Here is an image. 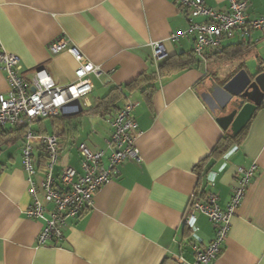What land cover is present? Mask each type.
Instances as JSON below:
<instances>
[{
    "label": "crops",
    "instance_id": "0c3cea01",
    "mask_svg": "<svg viewBox=\"0 0 264 264\" xmlns=\"http://www.w3.org/2000/svg\"><path fill=\"white\" fill-rule=\"evenodd\" d=\"M203 1L217 11L229 6L228 0ZM246 1L247 20L264 14V0ZM188 24L173 0H0V49L19 58L27 83L40 68L57 85L73 83L77 61L68 51L72 46L99 70L90 75L93 90L77 117L32 122L36 158L42 154L40 136L58 130L54 177L63 164L81 173L76 146L82 142L103 150L107 167L111 128L106 111L94 108L111 89L120 95L109 114L135 103L140 155L120 165V173L96 193L91 209L68 220L62 241L42 246L37 236L44 221L27 216L32 197L22 165L25 128L0 129V264H178V257L193 262L187 244L191 231L182 222L189 199L194 192L211 190L224 209L240 166L254 167V175L231 218L221 254L209 264H264V95L242 141L204 163L201 176L194 171L225 132L216 121L220 113H213L201 94L211 79L222 85L241 70L249 77L264 72V29L248 34L237 29L218 49L196 57L198 63L158 74L161 62L154 63L152 44L161 42L167 57L193 51L192 37L169 39ZM63 36L71 42L52 53L48 45ZM142 74L153 78L129 92L126 85ZM149 86L154 92L147 100L142 91ZM0 93H8L1 71ZM41 202L48 217L52 205L42 196ZM196 225L201 244L207 245L214 237L212 224L197 214Z\"/></svg>",
    "mask_w": 264,
    "mask_h": 264
},
{
    "label": "built area",
    "instance_id": "2783aa9c",
    "mask_svg": "<svg viewBox=\"0 0 264 264\" xmlns=\"http://www.w3.org/2000/svg\"><path fill=\"white\" fill-rule=\"evenodd\" d=\"M229 6L224 11H217L207 6L203 0H173L188 17V27L171 33L169 39L193 38V53L203 59L207 50L218 49L224 38L231 37L240 29L248 34L250 30L264 29V14L259 17L246 18L248 2L246 0H228ZM202 17L200 22L195 18ZM70 39L63 36L48 45L52 53L64 49ZM153 61L155 64L167 58L161 42H154ZM68 51L77 61L76 79L67 86L57 85L44 68L34 72L30 83L22 76L19 58L10 52L0 49V71L4 74L8 93H0V129L7 125L24 127V144L21 148L23 170L27 174L29 193L32 203L27 216L44 221L43 228L37 236L38 245L53 244L64 239L63 230L69 219H74L93 206L96 193L114 176L120 173V165L127 159H140L135 141L139 133L133 116L135 103L126 102L121 108L105 117L110 126L108 147L110 155L108 165H102L104 151L91 150L85 143H79L76 150L79 154L81 173L68 165H60L57 177L53 175V167L59 161L61 144L60 131L40 136L41 157L34 155L31 129L32 122L40 118H56L66 112L77 110L71 105L75 100L83 106L84 100L93 90L91 74L97 75L99 70L89 62L75 46ZM42 165V169L38 168ZM41 177L38 179V175ZM254 175V167H238L236 178L231 189L227 206L223 209L218 204V195L209 190L194 192L183 213L182 222L190 229L191 238L187 244L194 252L193 262L182 257L178 264H209L221 254L227 238L231 218L240 205L246 187ZM52 205L49 216L45 217V208L41 202ZM204 215L212 224L214 237L202 245L197 234L196 215Z\"/></svg>",
    "mask_w": 264,
    "mask_h": 264
},
{
    "label": "water",
    "instance_id": "95a60500",
    "mask_svg": "<svg viewBox=\"0 0 264 264\" xmlns=\"http://www.w3.org/2000/svg\"><path fill=\"white\" fill-rule=\"evenodd\" d=\"M210 81V86L202 92L201 97L213 113H220L216 121L222 130L230 131L235 136L248 124L263 100L264 72L249 77L241 70L222 85L212 79ZM71 105L76 106L77 110L64 115L71 116L82 110L77 100Z\"/></svg>",
    "mask_w": 264,
    "mask_h": 264
},
{
    "label": "trees",
    "instance_id": "16d2710c",
    "mask_svg": "<svg viewBox=\"0 0 264 264\" xmlns=\"http://www.w3.org/2000/svg\"><path fill=\"white\" fill-rule=\"evenodd\" d=\"M199 61L196 59L195 54L193 51H190L188 53H181L177 55L168 56L165 58V60L161 61L157 68L158 74H164L169 73L171 71H175L178 69H181L186 66H192L195 63H198ZM152 75H146L142 74L132 82L126 85V88L128 91H133L139 88L147 79H152ZM154 92V87L149 86L142 91V95L147 99L150 100L152 93ZM120 95V93L117 92V89H111L106 96H104L97 106L94 108V110L101 109V111H106L103 115L106 116L109 114V108L110 106H113V103L115 102V99ZM74 114L71 116L63 117L62 119H71L75 118L79 115ZM249 124V122H248ZM248 124L235 136L231 135L230 131H225L224 134L220 137L216 145L213 147L211 153L208 155L207 158L203 159L199 164L196 165L194 168V171L201 176L202 169L204 163L206 164L210 159L218 160L220 159L233 145L239 144L243 137L245 136V132L247 130Z\"/></svg>",
    "mask_w": 264,
    "mask_h": 264
}]
</instances>
